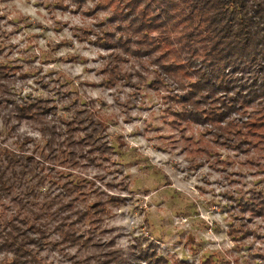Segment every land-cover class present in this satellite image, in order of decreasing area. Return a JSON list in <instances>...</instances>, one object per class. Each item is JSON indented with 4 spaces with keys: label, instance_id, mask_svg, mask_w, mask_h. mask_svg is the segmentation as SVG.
<instances>
[{
    "label": "clouds",
    "instance_id": "obj_1",
    "mask_svg": "<svg viewBox=\"0 0 264 264\" xmlns=\"http://www.w3.org/2000/svg\"><path fill=\"white\" fill-rule=\"evenodd\" d=\"M65 13L92 21L87 30H79L86 31L90 40L80 41L75 28L68 52H61L51 39L42 46L33 40L38 46L33 53L41 56L32 65L38 75L21 81L19 88L13 86L8 98L14 104L0 102V169L22 178L10 181L8 191L0 195V215L19 204L34 215L43 209L55 216L93 196L107 198L93 205L114 206L106 226L94 229L88 238L94 248L115 250L117 240H128L135 248L136 239L151 235L158 237L160 249H167L157 250L160 264H255L252 253L264 252V207L241 205L238 199L261 201L264 140L236 143L239 133L231 134L230 129L239 124L242 131L249 127L250 117L264 112V64L249 81L255 93L243 103L211 120L207 113L194 118L176 110L177 98L186 97L188 77L171 75L177 70L161 66L158 46L140 51L142 41H129L124 48L92 42L100 33L97 17L103 15L94 0H0V17H7L0 20V30L15 33L17 27L31 25L8 40L24 41L20 44L24 48L29 46L26 37L48 35L50 28H58L53 34L59 35ZM11 19L23 24H9ZM41 20L44 27L39 26ZM93 47L101 54L88 55ZM33 106L40 110L26 116ZM245 107L255 111L245 112ZM238 112L241 116L229 120ZM213 122L223 127L209 128ZM192 125L205 129L201 139L185 135ZM260 126L264 125L251 127ZM146 150L167 159L157 166L155 155L146 156ZM164 168L191 185V194L175 187L178 181ZM200 209L208 212L211 223L202 218ZM62 227L26 240L23 252L15 241L5 242L0 236V264H95V257L82 255V248L73 252L67 247L66 238L53 239Z\"/></svg>",
    "mask_w": 264,
    "mask_h": 264
},
{
    "label": "trees",
    "instance_id": "obj_2",
    "mask_svg": "<svg viewBox=\"0 0 264 264\" xmlns=\"http://www.w3.org/2000/svg\"><path fill=\"white\" fill-rule=\"evenodd\" d=\"M98 1L106 2L107 6H114L116 10L121 9L125 19L128 20V27L137 31L141 38H151L156 28L161 27L165 35H159L154 41L151 38L150 44L152 41L155 43V47H160L164 43L175 44V48L169 47L167 52H175L177 56L182 57L183 65L193 63L194 60L201 57L200 66H206L207 69L201 72L202 80L200 77L198 81L192 82L193 88H206L208 93L214 94L217 88L221 87L222 91L227 93L236 81H230L228 72L234 71L241 76L245 73V78L239 80L240 88L244 87L242 90L247 88L245 94L250 92L251 96L255 93V90L248 85L256 75V68L264 64V0ZM198 43L201 44L198 45ZM254 59L255 63H253ZM10 67L0 62V88L6 95L0 102H6V104L15 103L13 99L8 98L13 84L8 78L11 73ZM226 69L232 71H226ZM249 69L252 70V75L249 74ZM246 76H251V78L248 80ZM234 77L237 79V76ZM1 78L5 80L1 81ZM242 90H240V94H243ZM215 98L217 99V97ZM241 99L245 100V95L237 98V100ZM32 103L29 102L30 105ZM220 105L226 107L223 103ZM18 107H24V105H18ZM39 110V107L33 106L31 111L24 114L32 116ZM221 111L211 108L206 109L205 112L217 117L218 113H222ZM260 115L263 116L248 123L249 127L245 134L251 132L252 135H264V129H262L264 126L251 127L256 124L264 125V120H262L264 113H260ZM13 167L19 171L17 166ZM21 179L15 172L6 174L3 169H0V195H4L8 191L7 187L10 181L20 182ZM13 194H15V190H13ZM93 205L94 203L88 204L75 211L73 208H65L54 216L50 211L49 214H44L43 209L34 215L29 209L16 204L13 206L12 212H4L0 215V236H4L5 242L15 241L23 252L26 240L33 236L39 239L63 225L60 231L55 234L58 237L57 241L66 238V246L88 247L90 246L88 238L92 235V231L87 229L81 232V229L77 228L75 224L83 219H88L92 225L99 224L100 216L96 215L104 213V209L93 207ZM73 214L76 215L75 219L72 218ZM37 215H39V219H37ZM37 243L40 242L37 241ZM44 247H48V245L45 244ZM151 251L153 253L154 249L152 248ZM94 253L92 256L95 257V264H105L106 261L122 264L130 259L118 249L113 250L107 246L95 248ZM138 259L145 261V264H160V261L156 259V252L152 255L144 252Z\"/></svg>",
    "mask_w": 264,
    "mask_h": 264
},
{
    "label": "rangeland",
    "instance_id": "obj_3",
    "mask_svg": "<svg viewBox=\"0 0 264 264\" xmlns=\"http://www.w3.org/2000/svg\"><path fill=\"white\" fill-rule=\"evenodd\" d=\"M83 3V0H81ZM96 3V9L99 13H102L103 15H100L97 17L99 20L98 27L100 29V33L97 35V41H92L93 43L97 42L98 44H103L106 47H117V48H124V47H129L128 42L131 41L132 43H136L137 41H142L145 39L146 41H142V45L140 47V51L145 50V48H152L155 47V43L153 41L155 39H152V44L151 43V38H141L138 36V32L134 31L131 27H128L129 23L128 20L125 19L124 13L121 11V9H115L114 6H107L106 2H99L98 0H94ZM27 11L32 12L34 14L33 9H28ZM90 9L87 7L84 8V13H88ZM121 12V13H120ZM7 19V17H0V20ZM9 24H12L14 26H18L23 24V21L19 19H11L8 20ZM44 21H40V27H44ZM92 23L91 20H85L83 15H76L73 13L71 16H69L67 13H65L64 17V25H63V31L60 32L59 35L53 34L54 31H58L59 29H49L48 35H44V33H39L36 34L32 37H26V39L29 40V46L21 48L20 44H23L24 41H21L20 44H12L9 43L8 40L11 36L17 35L21 32H23L24 27H31V25H24V27H17L15 33H8L5 34L2 30H0V62H3L10 67V72L9 73L10 81L13 82L12 87L10 90H12L13 86L16 88H19L21 86L20 82L25 81L30 79L33 74L38 75L36 72V69L32 66L34 65L37 61L41 60V56L36 55L33 53V49L37 48L38 46L36 44H32L33 40H38L39 45H44L46 40L51 39L56 42L57 48L60 49L61 52H68L70 49L67 47V45L72 44L74 41L72 39L74 33H73V28L77 30V38L80 41H86L90 40L89 35L87 34L86 31H79L81 28L84 30H87L89 28V25ZM133 27V26H132ZM153 33H157L158 36L161 34H164L165 32H162L161 27L156 28V30ZM152 33V34H153ZM165 35V34H164ZM201 43H198L200 45ZM79 47L80 45H76ZM197 46V45H196ZM169 47L175 48V44L172 43H164L162 44L159 49L163 53L162 57V67H171L176 69L177 71L175 73H172L171 75H179L182 78L183 77H188L185 80V83L188 84V90L186 93V97H178L177 98V106L176 110L181 111L187 114H191L194 118H202L204 116V113H206V109H213L215 111L222 110L221 112H227L229 108H234L237 107L239 104L243 103L247 98L250 97L249 93L247 95L245 94L246 91L242 90L244 87L240 88L241 83H239V80H243L245 78V73L243 75H239V73H235L232 70H227L226 71H232L228 72V78H230L231 82L234 81L233 85L229 89V92L225 93L222 91L223 89L219 87L217 88V91L214 94L208 93L206 88H196L192 85V82L198 81V78L201 77L200 80H202V71L206 70L207 67L203 66L200 64L202 63L201 57L200 59H196L193 61V63H186L182 64L181 62L183 61L182 57H179L176 55L175 52H167ZM88 55L95 56L100 53V49L93 47L87 52ZM103 55H107V53H102ZM83 55V53H82ZM202 56V55H200ZM184 57V55H183ZM178 64V65H177ZM182 64V65H180ZM67 70V69H66ZM78 70V69H77ZM43 71L47 72L48 68H44ZM13 74V75H11ZM199 74V75H198ZM201 75V76H200ZM234 76H237V79H235ZM248 77V80L251 78V76H246ZM5 80L4 78H1V81ZM199 80V81H200ZM39 83V80L37 81ZM192 87V89H191ZM2 88H0L1 91ZM240 90H242L240 94ZM27 91V89H25ZM3 92V91H2ZM245 95V100H237V98H240V96ZM6 95L4 94V98ZM9 97V96H8ZM217 97V99L215 98ZM14 100V99H13ZM219 100V101H218ZM183 101V102H181ZM15 102V100H14ZM32 102V101H29ZM193 102L194 104H190ZM212 103V104H211ZM220 103L226 107H222ZM6 104V102H5ZM245 112H253L255 111L254 107H245L244 109ZM222 113H218L219 117ZM264 113V112H261ZM33 115V114H32ZM239 116H241V113H235L232 117L229 118L231 121H235ZM263 115L258 114V116H252L249 118L248 123H250L253 119L256 118H261ZM208 118L211 120L213 118V115L209 114ZM264 120V119H262ZM213 127H223L222 124H216L215 122L209 124V128ZM248 129V127H244L243 130L241 131V125L237 124L235 128L230 129L231 134H236L239 133L238 135H235V140L236 143H239L240 141H245L247 140L249 143H255L256 140H264V135H247L245 134ZM264 129V127H262ZM30 131V129H29ZM205 131L204 128L197 127L195 125H192L190 129L185 133L187 136H194L197 140L201 139L202 133ZM131 143L134 145L136 144V141L133 140ZM207 144V142H205ZM210 150H219L223 151V148L219 149H214V146L212 145H207ZM145 155L148 157H152L155 155V162L157 163V166H159V162L161 160L167 159V157L160 155L159 153H153L150 150L145 151ZM115 159V158H114ZM248 169H241V171H247ZM92 171V170H90ZM163 171L167 173L174 181H178V177L174 175L169 168H164ZM131 173L133 176L137 175V169H131ZM142 175V174H141ZM262 184H264V181H261ZM175 187H177L181 192H184L185 194H191V185L185 184L182 181H178L175 184ZM86 191V190H85ZM261 197V201L257 202L254 199H250L249 197L245 196L242 198L238 199V202L241 205L245 204H256L257 208L259 209L260 207H264V191H261L259 193ZM99 199H107V198H101V197H96L93 196L90 199L87 200L86 204L82 205H77L76 207L73 208V210H79L80 208H84V206L88 204H92L99 200ZM100 208L102 210L104 209V213L97 214L96 216L99 217V224L92 225L88 219H83L82 221L77 222L75 225L77 228L81 229V232H84L85 230H91L93 231L94 229L101 227V226H106L105 221H107L109 212L111 209L114 208L113 205L111 204H102L100 205ZM202 218L206 220L208 223H211V220H209L208 217V212L200 209ZM73 219L76 218V215L73 214ZM239 227V226H237ZM237 236L241 239H243V236L238 232ZM58 237L57 235L53 236V239L56 240ZM105 238H111L105 237ZM131 242L128 240H117V248L118 251L122 252V254L129 256L130 259L128 262H124L122 264H145V261H139V257L142 256V254L145 252L146 254L152 255L153 253H157V250L160 249V242L158 237L155 236H149L145 237L141 235L138 239H136V247L132 248L130 247ZM71 247L72 251L75 252L78 248L83 249L82 255H92L95 254V248L90 245L88 247H77V246H67ZM154 249V252L152 253L151 249ZM162 253H166L167 249H160ZM253 259L255 261V264H260V261H264V252H254L252 253ZM133 257V258H131ZM136 257V258H135ZM111 262V261H110ZM63 264V262H62ZM111 264H114L111 262ZM151 264V263H148Z\"/></svg>",
    "mask_w": 264,
    "mask_h": 264
}]
</instances>
